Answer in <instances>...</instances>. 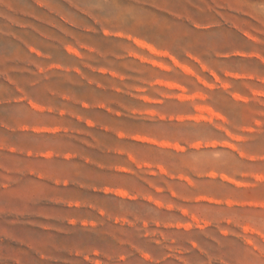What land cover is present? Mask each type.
Listing matches in <instances>:
<instances>
[{
    "label": "rangeland",
    "instance_id": "1",
    "mask_svg": "<svg viewBox=\"0 0 264 264\" xmlns=\"http://www.w3.org/2000/svg\"><path fill=\"white\" fill-rule=\"evenodd\" d=\"M0 264H264V0H0Z\"/></svg>",
    "mask_w": 264,
    "mask_h": 264
}]
</instances>
